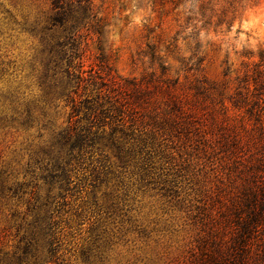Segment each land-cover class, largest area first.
<instances>
[{
    "label": "rangeland",
    "instance_id": "1",
    "mask_svg": "<svg viewBox=\"0 0 264 264\" xmlns=\"http://www.w3.org/2000/svg\"><path fill=\"white\" fill-rule=\"evenodd\" d=\"M91 1L54 25L51 0H0V264H203L227 179L165 102L223 118L264 63V0ZM80 62L140 92L153 137L122 160L76 137Z\"/></svg>",
    "mask_w": 264,
    "mask_h": 264
},
{
    "label": "trees",
    "instance_id": "2",
    "mask_svg": "<svg viewBox=\"0 0 264 264\" xmlns=\"http://www.w3.org/2000/svg\"><path fill=\"white\" fill-rule=\"evenodd\" d=\"M74 4L85 16L91 11V0H51L47 22L64 25L68 8ZM70 68L68 77L76 81L74 97H68L70 122L77 125L81 119L84 123L78 128V139L86 143L90 136H97L93 132L97 128L121 160L148 144L153 136L141 120L137 88L116 82L104 89V83L84 77L82 62ZM91 85L96 89L90 91ZM230 102L231 107L222 110V119L198 112L194 106L186 109L174 96L165 103L186 118V130L200 157L218 164L227 179L228 193L216 220L213 250L203 264H264V63L256 64L244 77Z\"/></svg>",
    "mask_w": 264,
    "mask_h": 264
}]
</instances>
